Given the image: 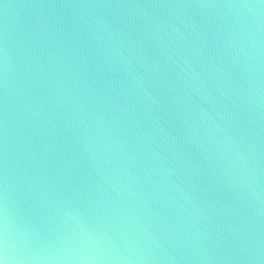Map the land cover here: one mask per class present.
I'll return each instance as SVG.
<instances>
[{
  "label": "water",
  "instance_id": "95a60500",
  "mask_svg": "<svg viewBox=\"0 0 264 264\" xmlns=\"http://www.w3.org/2000/svg\"><path fill=\"white\" fill-rule=\"evenodd\" d=\"M5 264H264V0H0Z\"/></svg>",
  "mask_w": 264,
  "mask_h": 264
},
{
  "label": "clouds",
  "instance_id": "9594fccd",
  "mask_svg": "<svg viewBox=\"0 0 264 264\" xmlns=\"http://www.w3.org/2000/svg\"><path fill=\"white\" fill-rule=\"evenodd\" d=\"M0 264H5V261L0 259Z\"/></svg>",
  "mask_w": 264,
  "mask_h": 264
}]
</instances>
